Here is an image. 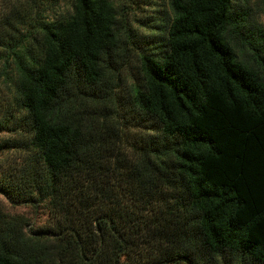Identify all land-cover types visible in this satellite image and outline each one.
Here are the masks:
<instances>
[{
  "label": "trees",
  "instance_id": "16d2710c",
  "mask_svg": "<svg viewBox=\"0 0 264 264\" xmlns=\"http://www.w3.org/2000/svg\"><path fill=\"white\" fill-rule=\"evenodd\" d=\"M159 1L0 0V264H264V32Z\"/></svg>",
  "mask_w": 264,
  "mask_h": 264
},
{
  "label": "rangeland",
  "instance_id": "374dc122",
  "mask_svg": "<svg viewBox=\"0 0 264 264\" xmlns=\"http://www.w3.org/2000/svg\"><path fill=\"white\" fill-rule=\"evenodd\" d=\"M153 2L159 3V0H152ZM234 3L241 5V0H233ZM248 5L251 9L253 19L259 24L264 32V0H247ZM157 9V8H155ZM152 8H145L143 10H139V17L143 15L148 16L151 14ZM4 136L0 135V138ZM3 156L0 155V161H2ZM0 162V172H2ZM0 210L9 215H23L27 217L31 224L41 225L46 222L47 216L44 214V210L41 208H37V210H33L30 205H16L8 202L1 194H0Z\"/></svg>",
  "mask_w": 264,
  "mask_h": 264
}]
</instances>
